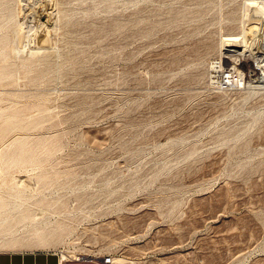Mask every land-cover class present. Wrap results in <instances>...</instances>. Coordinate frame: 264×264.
<instances>
[{
  "label": "rangeland",
  "instance_id": "rangeland-1",
  "mask_svg": "<svg viewBox=\"0 0 264 264\" xmlns=\"http://www.w3.org/2000/svg\"><path fill=\"white\" fill-rule=\"evenodd\" d=\"M39 1L0 0L12 223L36 216L80 264H264V88L221 82L227 43L254 64L264 0H48L37 22Z\"/></svg>",
  "mask_w": 264,
  "mask_h": 264
},
{
  "label": "bare ground",
  "instance_id": "bare-ground-1",
  "mask_svg": "<svg viewBox=\"0 0 264 264\" xmlns=\"http://www.w3.org/2000/svg\"><path fill=\"white\" fill-rule=\"evenodd\" d=\"M32 1H36V0H32ZM40 1H39L40 5L37 7L33 6L32 4H30L29 8L24 7V11H25L24 14L26 17L29 16V18H30V15H31L33 18H35V21L37 19V22H38V19L39 20L43 19V18L49 19V17H52L51 15L54 14L53 11L55 10V7H54L55 5L49 4L48 0H40ZM28 2H30V1H28ZM54 3H55V1H54ZM24 6H26V5H24ZM33 18H31V19L33 20ZM40 27H43V26L41 25ZM249 28L252 29L249 33L251 35L250 37H252V39L253 38L256 39V37L258 35H261L260 37H257L258 38V42H257L258 45L255 47L252 46L251 52H250L251 57L254 60V64H252L251 67L249 66L250 68L247 69L245 73L240 71V69L238 67L246 60H245L244 53L241 51V48L238 47V45H236V44L227 43L223 49V54L225 56H227V55L230 56L231 54L236 55V56H234L235 58L233 60V64L227 68L231 69L234 73H237L236 76L239 75L238 76L239 77V80H238L239 84L244 83V84H246L245 86H252L253 85V86L258 87V88H264V21L262 22L261 28H259L257 23L254 21L250 22ZM259 30L261 31L260 34H258ZM36 35H37V40H36L37 45H36L34 51H32V54L35 52H43V53L47 52L50 49L48 42H47L48 36H46V34L42 33V32H40ZM15 50L16 49L11 47L12 52H16ZM16 53H18V50ZM225 66H228V64L225 63ZM225 66H224V68H225ZM5 68H6V66L0 67L1 72L3 70H5ZM212 68H214V70L212 72L213 73V76H212L213 83H217V79L220 78L218 76V74L220 73L221 70H223V65H221L220 58H219V61L215 64V66ZM5 76H6L5 73H2V75L0 76V81L2 79H4ZM238 77H237V79H238ZM234 83L235 82L232 81L231 85H227V86L235 85ZM28 152H29V150H27V149H25L24 151H19V156H26V155H28ZM8 206H9V203H5L3 201L0 202V251L44 248L45 246L42 245V243L41 244L38 243L39 237L42 235V233H41V230H38V228L36 227V225L34 223L36 216H34V218L32 220H30V219L25 220V218H23V220H18V221L16 220L15 223H12L14 221L15 216L10 217L8 215V210H7ZM42 223L44 224V226L46 225L45 220H43ZM45 227H47V226H45Z\"/></svg>",
  "mask_w": 264,
  "mask_h": 264
},
{
  "label": "crops",
  "instance_id": "crops-1",
  "mask_svg": "<svg viewBox=\"0 0 264 264\" xmlns=\"http://www.w3.org/2000/svg\"><path fill=\"white\" fill-rule=\"evenodd\" d=\"M41 233L38 243H42L44 248L0 251V264H60L55 252L62 247L61 242L51 236L52 231L51 233L41 231ZM98 263L102 264V260Z\"/></svg>",
  "mask_w": 264,
  "mask_h": 264
},
{
  "label": "built area",
  "instance_id": "built-area-1",
  "mask_svg": "<svg viewBox=\"0 0 264 264\" xmlns=\"http://www.w3.org/2000/svg\"><path fill=\"white\" fill-rule=\"evenodd\" d=\"M236 81L234 72L227 68L221 77V82L223 86L229 87L227 85H231V83ZM56 255L58 257V261L60 264H69V263H80V262H91L95 261V257H92L90 255H85L80 253V251L76 252H70L67 250L66 247L62 246L60 247L56 252ZM102 264H115V260L110 255L102 257Z\"/></svg>",
  "mask_w": 264,
  "mask_h": 264
}]
</instances>
